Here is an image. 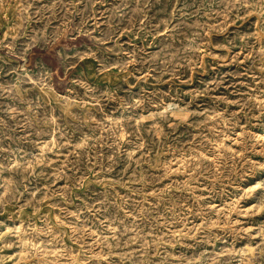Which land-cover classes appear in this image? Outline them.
<instances>
[{"label": "rangeland", "instance_id": "obj_1", "mask_svg": "<svg viewBox=\"0 0 264 264\" xmlns=\"http://www.w3.org/2000/svg\"><path fill=\"white\" fill-rule=\"evenodd\" d=\"M0 264H264V0H0Z\"/></svg>", "mask_w": 264, "mask_h": 264}, {"label": "trees", "instance_id": "obj_2", "mask_svg": "<svg viewBox=\"0 0 264 264\" xmlns=\"http://www.w3.org/2000/svg\"><path fill=\"white\" fill-rule=\"evenodd\" d=\"M41 54L44 55V56L46 55L44 52H42Z\"/></svg>", "mask_w": 264, "mask_h": 264}, {"label": "bare ground", "instance_id": "obj_3", "mask_svg": "<svg viewBox=\"0 0 264 264\" xmlns=\"http://www.w3.org/2000/svg\"><path fill=\"white\" fill-rule=\"evenodd\" d=\"M59 95V94H58Z\"/></svg>", "mask_w": 264, "mask_h": 264}]
</instances>
